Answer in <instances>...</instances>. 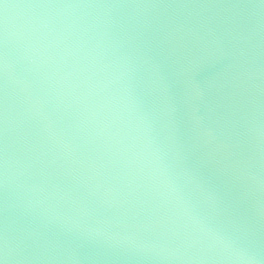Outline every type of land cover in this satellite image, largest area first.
Returning <instances> with one entry per match:
<instances>
[{"label": "water", "instance_id": "obj_1", "mask_svg": "<svg viewBox=\"0 0 264 264\" xmlns=\"http://www.w3.org/2000/svg\"><path fill=\"white\" fill-rule=\"evenodd\" d=\"M0 264H264V0H0Z\"/></svg>", "mask_w": 264, "mask_h": 264}]
</instances>
